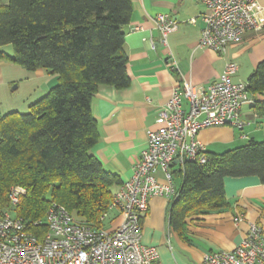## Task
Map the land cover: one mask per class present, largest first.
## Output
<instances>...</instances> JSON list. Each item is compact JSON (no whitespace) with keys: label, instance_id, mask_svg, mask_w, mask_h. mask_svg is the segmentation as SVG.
<instances>
[{"label":"trees","instance_id":"obj_1","mask_svg":"<svg viewBox=\"0 0 264 264\" xmlns=\"http://www.w3.org/2000/svg\"><path fill=\"white\" fill-rule=\"evenodd\" d=\"M132 0H8L0 2V60L30 72L46 70L58 84L29 112L0 117V211L11 210L12 187L26 189L14 212L34 223L45 221L58 203L79 221L105 228L119 177L108 173L94 154L100 132L92 112L100 85H130L124 28ZM14 47L10 57L2 49ZM250 96L264 93V61L249 78ZM255 109L264 116V102ZM206 164L187 162L171 204L170 223L228 208L226 178L258 177L264 184V142L251 141ZM40 232H47L43 224Z\"/></svg>","mask_w":264,"mask_h":264},{"label":"crops","instance_id":"obj_2","mask_svg":"<svg viewBox=\"0 0 264 264\" xmlns=\"http://www.w3.org/2000/svg\"><path fill=\"white\" fill-rule=\"evenodd\" d=\"M132 7L130 24L124 28L123 47L130 85L121 90L100 85L92 102L100 132L94 154L104 169L122 182L133 175L141 159L147 131L162 126L161 113L176 86L191 82L206 89L228 63L238 66L234 81L248 83L264 61V0H256L259 31L247 32L242 43L228 47L225 53L199 46L203 24L198 17L207 13L201 0H132ZM159 14H168L180 23L166 45L156 25ZM2 50L14 56L4 47ZM23 83L31 84L21 100L10 88L16 85L14 92ZM57 84L58 77L49 71L30 72L10 60H0V117L29 108L31 100L48 94ZM253 98L241 110L242 119L248 123L244 130L216 126L200 132L198 139L209 154H222L251 141L264 142V116L255 109L263 97L258 94ZM184 105L188 110L187 102ZM157 178L165 183L161 172ZM175 185L180 190L182 179L175 178ZM224 186L228 208L189 218L180 228L170 223L172 202L165 197L151 199L143 221V244L157 249L161 264H200L209 252L233 251L245 239L251 223L260 224L264 230V184L260 179L226 178ZM122 222V216L112 211L105 229L113 231Z\"/></svg>","mask_w":264,"mask_h":264},{"label":"built area","instance_id":"obj_3","mask_svg":"<svg viewBox=\"0 0 264 264\" xmlns=\"http://www.w3.org/2000/svg\"><path fill=\"white\" fill-rule=\"evenodd\" d=\"M201 2L207 10L198 17L203 24L201 48L225 53L228 47L242 43L247 32L260 29L256 0ZM179 24L168 14L157 15L163 45ZM237 72L238 66L228 63L206 89L191 82L176 86L161 113L162 126L147 131V146L133 168V175L115 192L101 218L106 222L110 212H118L123 222L117 229L108 231L81 222L55 202L51 203L45 221L30 223L14 212L26 189L12 187L11 210L0 211V264H161L157 249L143 244V221L150 201L165 197L174 203L179 196L174 171L184 170L187 162H208L206 147L198 139L202 130L216 126L244 130L248 125L241 110L254 98L247 92L249 83L234 81ZM262 97L264 102V93ZM159 172L164 175V184L157 178ZM43 224L47 228L45 233L40 232ZM200 264H264L262 226L251 223L245 239L233 251L209 252Z\"/></svg>","mask_w":264,"mask_h":264},{"label":"rangeland","instance_id":"obj_4","mask_svg":"<svg viewBox=\"0 0 264 264\" xmlns=\"http://www.w3.org/2000/svg\"><path fill=\"white\" fill-rule=\"evenodd\" d=\"M0 2L2 3H7L8 0H0ZM5 51L8 52V53H12L14 55V47L12 45H8V46H5L4 47ZM25 72V71H24ZM21 78L20 79H23L22 76H20ZM25 82V81H24ZM30 84H26V83H23V85H21V88L18 90H15L14 92H12V89L16 86V85H13L11 88H10V92L12 94H15V96H19L20 99H24L25 97V94L27 91H29V87H30ZM47 94H40L39 96H36L34 98V100H31L32 102L31 103H35L36 101L40 100L41 98H43L44 96H46ZM29 112V108H20L19 110V113H22V114H26Z\"/></svg>","mask_w":264,"mask_h":264}]
</instances>
